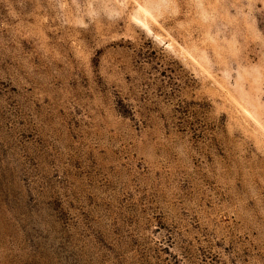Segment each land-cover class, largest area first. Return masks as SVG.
<instances>
[{
	"label": "rangeland",
	"instance_id": "1",
	"mask_svg": "<svg viewBox=\"0 0 264 264\" xmlns=\"http://www.w3.org/2000/svg\"><path fill=\"white\" fill-rule=\"evenodd\" d=\"M0 264H264V0H0Z\"/></svg>",
	"mask_w": 264,
	"mask_h": 264
}]
</instances>
